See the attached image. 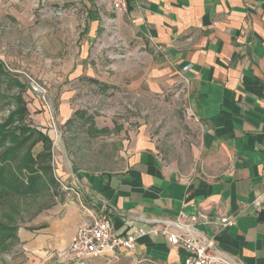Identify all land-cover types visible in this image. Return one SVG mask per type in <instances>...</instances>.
<instances>
[{
	"label": "crops",
	"instance_id": "1",
	"mask_svg": "<svg viewBox=\"0 0 264 264\" xmlns=\"http://www.w3.org/2000/svg\"><path fill=\"white\" fill-rule=\"evenodd\" d=\"M82 1L79 54L65 57L68 82L62 87L68 93L79 85L114 86L124 73L125 85L137 91L183 92L189 143L186 150L179 144L176 151L161 150L144 129L129 135L120 170L72 173L46 224L32 234L17 233L26 264H70L61 253L86 217L81 205L108 217L123 234L179 212L205 213L216 222L225 216L234 222L220 227L199 220L195 228L227 259L264 264V0H130L118 33L133 58L124 64L122 49L111 48L109 73L104 64H92L90 45L98 35L105 44L99 17L112 14L103 0ZM30 2L0 0V8L21 18ZM58 69L49 75L57 76ZM124 254L128 264H181L185 251L162 234L148 233ZM104 256L83 264H104Z\"/></svg>",
	"mask_w": 264,
	"mask_h": 264
},
{
	"label": "rangeland",
	"instance_id": "2",
	"mask_svg": "<svg viewBox=\"0 0 264 264\" xmlns=\"http://www.w3.org/2000/svg\"><path fill=\"white\" fill-rule=\"evenodd\" d=\"M30 3L21 18L0 8V264H26L17 233L32 234L46 224L43 219L64 199L75 171L120 170L130 134L145 129L165 151H176L178 144L186 150L189 143L183 92L137 91L125 85L123 73L114 86L79 85L67 93L65 57L79 54L83 1ZM109 16L99 17L105 44L98 35L90 45L92 64H104L108 73L111 48L122 49L124 64L133 58L114 37ZM55 68L57 76H50ZM27 134L32 135L3 163L4 151ZM104 257V264H128L125 254Z\"/></svg>",
	"mask_w": 264,
	"mask_h": 264
},
{
	"label": "built area",
	"instance_id": "3",
	"mask_svg": "<svg viewBox=\"0 0 264 264\" xmlns=\"http://www.w3.org/2000/svg\"><path fill=\"white\" fill-rule=\"evenodd\" d=\"M129 1L103 0L112 14L107 24L114 29V37L118 41H121L118 35V18L127 11ZM186 68L187 66L183 69ZM189 115L193 113L189 112ZM253 204L257 210L260 209V203L257 200ZM81 208L86 211V217L77 226L67 249L61 253L63 259L70 264H83L86 259L97 255L117 257L128 253L134 248L135 241L148 233L162 234L171 245L182 248L185 256L181 264H238L216 251L213 240L201 237L195 228L199 220L207 224L217 223L220 227L234 222L233 219L225 216H221L216 222L213 217L205 213L189 216L179 212L172 220L153 219L150 229L136 227L131 232L123 234L113 229L108 217L90 211L85 205H81ZM172 227L176 230H172Z\"/></svg>",
	"mask_w": 264,
	"mask_h": 264
},
{
	"label": "trees",
	"instance_id": "4",
	"mask_svg": "<svg viewBox=\"0 0 264 264\" xmlns=\"http://www.w3.org/2000/svg\"><path fill=\"white\" fill-rule=\"evenodd\" d=\"M30 135H32V134H27V135H25V137H24L20 142L15 143L13 146L7 148V149L4 151V153H3V159H4L3 163L6 162V160H5V159H6V156H9L10 154L14 155L15 152L18 150V148L22 146V144H23L22 142H23L24 140H26ZM0 172H1V171H0ZM0 179H1V173H0Z\"/></svg>",
	"mask_w": 264,
	"mask_h": 264
}]
</instances>
